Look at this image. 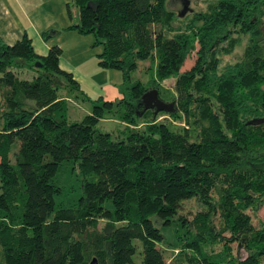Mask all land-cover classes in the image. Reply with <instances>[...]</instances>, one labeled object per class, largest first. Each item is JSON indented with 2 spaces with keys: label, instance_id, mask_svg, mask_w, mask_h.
<instances>
[{
  "label": "trees",
  "instance_id": "1",
  "mask_svg": "<svg viewBox=\"0 0 264 264\" xmlns=\"http://www.w3.org/2000/svg\"><path fill=\"white\" fill-rule=\"evenodd\" d=\"M167 1L73 0L77 22L66 29L93 35L97 65L128 82L112 101L90 99L59 68L57 44L37 55L26 35L0 41V264H168L161 243L178 249L171 264L264 259V224L247 213L264 204V0H208L177 32ZM232 34L248 43L220 67ZM195 43L193 64L179 71ZM145 60L147 81L130 82ZM20 66L30 79L17 78ZM148 89L173 111L143 110ZM82 101L90 109L68 120V104ZM109 118L123 123L115 135L96 128ZM62 166L79 183L71 203L55 202ZM189 198L204 209L185 219L177 212ZM172 221L183 231L168 246L157 225Z\"/></svg>",
  "mask_w": 264,
  "mask_h": 264
},
{
  "label": "rangeland",
  "instance_id": "2",
  "mask_svg": "<svg viewBox=\"0 0 264 264\" xmlns=\"http://www.w3.org/2000/svg\"><path fill=\"white\" fill-rule=\"evenodd\" d=\"M69 4V12L72 14L73 19L76 20L77 16V8L73 4V0H67ZM208 0H168L166 2V8L174 14V20L171 24L172 32L177 31H184L187 23L189 22L193 13L198 11H204L206 9V5ZM182 13V14H179ZM91 37V44L92 47L88 48L89 53L92 52H100L101 45L94 43L93 35ZM234 37L235 45L228 53H223V51H219L217 54L219 66L222 67L225 64L232 63L241 58L242 53L244 51V47L248 43V38L246 35L236 36V34H232ZM225 45V44H223ZM197 49V44H194V48L191 49L187 55L185 56L183 63L179 69V71L187 70L192 64L195 59V50ZM95 53V57H96ZM88 53H83L81 55H77L75 58V62L80 59H84ZM77 62V63H78ZM76 63V64H77ZM151 66V62L149 60L143 61L139 67L129 73L130 82L135 80H139L141 83H145L149 78V69ZM17 78L21 79H30L31 76L34 74V71L31 68H27L25 66L20 67H12L11 68ZM82 72L88 75L90 74V78L94 80L99 87H101L106 95L102 97V100H110L112 98V91L116 92V95L119 97L122 96L123 90L127 87L128 82L123 79L122 73L119 70L111 69V68H104L97 65L96 60L93 62L85 63L82 66ZM162 84L166 87L172 86V78L166 79L162 81ZM264 88V85H263ZM83 91L90 99H96L97 95H94L91 91L87 88H82ZM117 97V98H119ZM2 106V97L0 96V108ZM90 109V102L89 101H82V102H71L68 104L67 108V117L68 120H78L80 119L88 110ZM165 119L166 121H170L172 124L182 125L181 120L178 119H171L170 117L158 114L156 115V120ZM123 126V123L117 122L112 118L99 120L96 124V128L100 131H107L111 132L112 134H116L117 131ZM13 151V149H12ZM63 167L65 169H63ZM58 181L60 186L62 187V193L59 196L55 197V202L59 203H71L79 195V183L77 176L73 174V171L69 169L67 166H62L57 173ZM213 199L215 198L212 196ZM204 206L201 205L195 198L184 199L180 201L177 215L184 217L185 219H189L195 212L203 210ZM247 213L250 216L251 223L254 227H261L264 224V204H262L257 210L250 211L248 210ZM174 219V218H173ZM103 223V220L99 222V224ZM160 233L164 236V240L168 246H172L176 244L177 235L181 234L183 229L177 223L172 221L170 225L167 226H158ZM134 246L136 248V252L139 251V244L134 242ZM234 247V245H232ZM160 248L163 251V256L168 264H171L170 259L171 257L178 251L176 248H167V246L163 243L160 244ZM244 255V252H240ZM134 259L138 260V255L136 254ZM260 264H264V259L260 262Z\"/></svg>",
  "mask_w": 264,
  "mask_h": 264
},
{
  "label": "crops",
  "instance_id": "3",
  "mask_svg": "<svg viewBox=\"0 0 264 264\" xmlns=\"http://www.w3.org/2000/svg\"><path fill=\"white\" fill-rule=\"evenodd\" d=\"M66 3L67 0H0V41L11 44L26 35L37 55H45L51 44H57L61 48L59 68L71 73L81 88H87L102 98L106 95L104 90L90 78V74L82 72L85 63L96 60L97 51L89 53L88 48L92 47L90 35L66 29L77 22V16L75 20L71 13L68 15ZM42 32L49 33L47 39L42 37ZM83 53L88 55L75 62L76 56ZM111 95V101L119 97L114 90Z\"/></svg>",
  "mask_w": 264,
  "mask_h": 264
},
{
  "label": "water",
  "instance_id": "4",
  "mask_svg": "<svg viewBox=\"0 0 264 264\" xmlns=\"http://www.w3.org/2000/svg\"><path fill=\"white\" fill-rule=\"evenodd\" d=\"M182 14V13H179ZM140 103L142 104L143 110L151 109L152 114L155 115L157 112H171L173 111L172 102H163L157 97L155 89H148L144 91L140 96ZM88 264H96L95 259L92 258Z\"/></svg>",
  "mask_w": 264,
  "mask_h": 264
}]
</instances>
